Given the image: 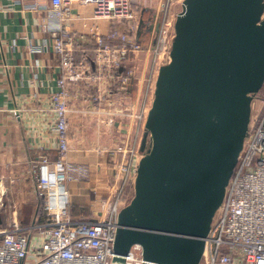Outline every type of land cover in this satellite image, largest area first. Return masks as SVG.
<instances>
[{
    "label": "built area",
    "instance_id": "2783aa9c",
    "mask_svg": "<svg viewBox=\"0 0 264 264\" xmlns=\"http://www.w3.org/2000/svg\"><path fill=\"white\" fill-rule=\"evenodd\" d=\"M148 1L161 2V12L154 44L149 43L151 47L147 48L138 38L141 18L134 10V0H48L44 6L50 10L52 20H56V26L50 29V46L62 68L59 91L51 93L47 101V118L52 121V131L57 136L58 159L53 161L41 147L33 180L41 209L27 227L13 221L8 228L0 229V264H116L113 260L119 215L131 202L127 189L135 184L143 156L142 139L136 134L132 145L124 140L111 149L118 160L108 197L93 202L91 218H74L68 190L74 168L67 160L72 151L71 119L76 114L85 117L97 114L99 119L105 116V124L111 127L116 120L124 121L127 109L123 101L128 98L137 67L144 62L143 58L150 61L153 56L147 95L154 96L160 69L157 64L161 61L163 66L162 61L166 65L171 60L179 14L172 12V0ZM74 4L92 6L94 19L110 21L107 34L93 33L87 37L69 30ZM90 42L95 46V57L89 60L86 47ZM129 63H134L135 69L129 68ZM114 90L120 92L119 102L113 98ZM261 93L262 90L253 97L249 131L223 204L214 217L201 264H264V98H260ZM76 101L79 107H75ZM147 116L146 109L137 116L138 134L141 128L145 134ZM142 255V248L133 246L126 264H143Z\"/></svg>",
    "mask_w": 264,
    "mask_h": 264
},
{
    "label": "water",
    "instance_id": "95a60500",
    "mask_svg": "<svg viewBox=\"0 0 264 264\" xmlns=\"http://www.w3.org/2000/svg\"><path fill=\"white\" fill-rule=\"evenodd\" d=\"M158 31L159 24L156 26ZM158 74L114 263L201 264L264 87V0H184Z\"/></svg>",
    "mask_w": 264,
    "mask_h": 264
},
{
    "label": "crops",
    "instance_id": "0c3cea01",
    "mask_svg": "<svg viewBox=\"0 0 264 264\" xmlns=\"http://www.w3.org/2000/svg\"><path fill=\"white\" fill-rule=\"evenodd\" d=\"M134 4L141 8L138 38L154 44L161 2L134 0ZM46 5L48 0H0V229L8 228L13 221L33 222L41 209L33 185L41 147L53 161L58 159L57 136L47 118V101L51 93L59 91L62 68L50 46V29L56 26V20H52ZM68 28L87 37L93 33L106 35L111 22L94 19L92 6L74 4ZM90 43L86 56L94 59L95 46ZM137 68L139 75L132 84L133 106L126 105L130 112L145 105L149 59ZM119 95L114 90L113 97ZM76 115L71 119L72 151L67 159L73 164L74 179L68 190L72 216L87 219L93 216V202L109 195L118 160L111 149L124 141L132 125L116 120L111 127L105 124V116L99 119L94 114L85 119Z\"/></svg>",
    "mask_w": 264,
    "mask_h": 264
},
{
    "label": "rangeland",
    "instance_id": "374dc122",
    "mask_svg": "<svg viewBox=\"0 0 264 264\" xmlns=\"http://www.w3.org/2000/svg\"><path fill=\"white\" fill-rule=\"evenodd\" d=\"M183 2H184V0H172V12L175 14V15H177V14H179L180 12H181V10H182V4H183ZM134 10L136 11V13L138 14V17H140L141 18V8H140V5H135L134 4ZM146 48L147 47H149L151 44H149V40L146 42H143L142 43ZM151 47V46H150ZM145 54V53H144ZM160 54H158V56H159ZM161 56V55H160ZM153 58H154V56H153ZM152 57H151V59H150V61H149V68H148V71H146L145 72V74H146V76H145V78H146V85L144 86V90H145V88H146V86H147V88H148V85H149V81H150V77H151V68H152V65L154 66V59H153ZM144 59V62H145V58H143ZM158 61H160L161 59H160V57H158V59H157ZM162 63H163V65H165L164 64V62L162 61ZM132 66H134V63L131 65L130 63H129V68H133V69H135V66L134 67H132ZM161 66H162V64H161V61H160V64L158 63L157 64V68H161ZM157 68H156V70H157ZM160 70V69H159ZM142 72H140V74H141ZM138 75H139V69L137 68V70H136V76H135V80H136V78H138ZM133 88H131L130 90H129V97L128 98H126V100L125 101H123V105H131V107L133 106L132 104V97H131V95H132V93H133ZM93 91V90H92ZM94 92V91H93ZM127 93V94H128ZM133 96V95H132ZM153 97L154 96H151V98H150V96H148L147 94H146V97H145V100H144V103H145V105L142 107V109H141V105H140V107H139V109H138V111H136V112H134V111H132V112H129L128 110H126V115H124V120L126 121V123H127V125L128 126H131V128H129V129H127V137L124 139L125 141H128L129 142V144L130 145H132V142H134V140L136 139L135 138V135L137 134V136H138V138L140 137L142 140H143V137H144V133H143V129L141 128L140 130H139V134H138V127H137V124H138V122H137V116H139V114L142 112V111H144V109H146V113L147 112H149V110H150V108H151V105H152V101H153ZM114 98V97H113ZM120 98V96H118V97H116V98H114V99H116V101L117 102H119V99ZM260 98H264V88L262 89V93L260 94ZM90 101V100H89ZM89 101L88 102H86V104H89ZM116 102V103H117ZM257 102V101H256ZM255 102V103H256ZM78 101H76V106H78L79 107V105H78ZM80 103H82V102H80ZM151 103V104H150ZM127 107V106H126ZM136 116V117H135ZM76 117H78V118H81V117H83V115H79V114H77L76 115ZM75 118V117H74ZM84 118L86 119V118H89V119H91V116H87V117H85L84 116ZM75 121V119L72 121V122H74ZM76 122H78V120H76ZM123 122V121H122ZM130 122H132V123H130ZM121 123V122H120ZM77 123H75L74 124V127H75V125H76ZM113 127V126H112ZM144 130L146 131V129H145V126H144ZM142 143V142H141ZM140 148H141V145H140ZM140 153H141V151H140ZM142 154V153H141ZM142 155H140V156H138V157H141ZM127 195L129 196V198H130V200L132 201V199H133V197H134V195H135V189H134V184H132L130 187H129V189H127Z\"/></svg>",
    "mask_w": 264,
    "mask_h": 264
},
{
    "label": "trees",
    "instance_id": "16d2710c",
    "mask_svg": "<svg viewBox=\"0 0 264 264\" xmlns=\"http://www.w3.org/2000/svg\"><path fill=\"white\" fill-rule=\"evenodd\" d=\"M39 210H40V209H39ZM31 222H32V221H31ZM20 223L22 224L23 227H27V226L31 225V223L26 224L25 222H22V221H20Z\"/></svg>",
    "mask_w": 264,
    "mask_h": 264
}]
</instances>
